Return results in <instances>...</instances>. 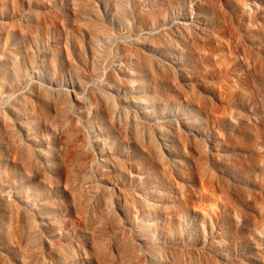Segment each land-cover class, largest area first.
<instances>
[{
    "label": "bare ground",
    "instance_id": "obj_1",
    "mask_svg": "<svg viewBox=\"0 0 264 264\" xmlns=\"http://www.w3.org/2000/svg\"><path fill=\"white\" fill-rule=\"evenodd\" d=\"M27 4L20 23L0 11V264H196L173 196L187 208L175 180L187 122L169 106L175 67L154 57L166 59V23L145 20L148 2L74 0L81 38L56 53L28 45Z\"/></svg>",
    "mask_w": 264,
    "mask_h": 264
},
{
    "label": "rangeland",
    "instance_id": "obj_2",
    "mask_svg": "<svg viewBox=\"0 0 264 264\" xmlns=\"http://www.w3.org/2000/svg\"><path fill=\"white\" fill-rule=\"evenodd\" d=\"M28 1L0 0V11L20 23ZM30 1L38 3L32 9L39 33L28 45L70 50L81 38L74 0ZM82 1L103 10L109 0ZM140 2L149 3L142 10L149 24L166 23V59L161 52L154 57L175 67L169 106L187 122L188 144L178 152L184 174L175 179L184 185L187 208L173 191L176 208L188 211L183 247L196 264H264V0ZM196 143L204 144L206 158ZM197 160L212 185L200 179ZM67 224L76 238L79 218L71 215Z\"/></svg>",
    "mask_w": 264,
    "mask_h": 264
}]
</instances>
